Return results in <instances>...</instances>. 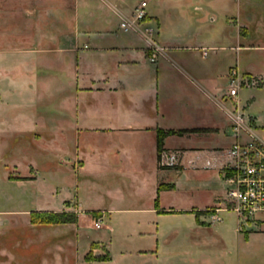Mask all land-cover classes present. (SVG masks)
Masks as SVG:
<instances>
[{
	"label": "crops",
	"instance_id": "crops-1",
	"mask_svg": "<svg viewBox=\"0 0 264 264\" xmlns=\"http://www.w3.org/2000/svg\"><path fill=\"white\" fill-rule=\"evenodd\" d=\"M94 2L104 11L98 19L87 0L58 4L67 18L50 33L45 3L5 0L2 10L0 2V264H251L233 257L211 229L231 213L244 250L258 227L256 218L241 222L226 210L228 185L213 159L235 141L226 114L232 71L257 81L238 90L237 100L256 130L264 129L257 111L263 95L240 96L242 89L264 91V45L238 25L236 45L226 48L233 65L222 70L220 37L183 33L147 5L154 40L165 49L150 63L146 39L119 27L136 6ZM257 6L259 18L245 13L243 20L264 26V4ZM193 19L202 25V16ZM157 131H186L162 142L183 153L185 169L158 168ZM194 159L197 170L188 165ZM210 161L216 168L202 169ZM178 192L188 199L203 193L205 204L173 206ZM32 213L77 221L32 225ZM92 213L113 236L87 234L83 218L103 228L94 227ZM210 230L219 250L209 258Z\"/></svg>",
	"mask_w": 264,
	"mask_h": 264
},
{
	"label": "rangeland",
	"instance_id": "rangeland-1",
	"mask_svg": "<svg viewBox=\"0 0 264 264\" xmlns=\"http://www.w3.org/2000/svg\"><path fill=\"white\" fill-rule=\"evenodd\" d=\"M19 5L22 0H12ZM31 1V0H30ZM36 2L37 0H32ZM40 2L45 3L46 8H48L47 15H50L48 18L49 21L47 23L46 32L53 31V28H57L62 24V19L67 18V16L62 18L63 10L59 8L58 4H70L74 2V0H39ZM91 2V14L94 18H99L98 16L103 15L104 11L99 7H95L96 0H87ZM146 1L148 2L149 8H154L156 10L161 11V15L164 22L166 23V18H173V21L179 22L180 29L183 33H190L196 35H204L209 34L215 37H220V47H225L224 51H220V62L222 65V70L229 65H233L234 57L233 53L229 51V47L236 45V36L239 30V26L245 27L248 30L249 37L251 42L255 45H264V26H262L261 20L256 19L257 22L244 21L245 13L251 15H259L260 11L257 5L261 3L264 4V0H124V3L127 6H137L140 2ZM1 9L3 10L5 0H0ZM245 2L249 3L247 8L244 6ZM195 8L197 10L195 11ZM246 8V9H245ZM200 9V10H198ZM247 10V11H246ZM200 15L203 17L202 25H196L194 22V17L196 15ZM114 18V17H113ZM259 18V16H258ZM115 19V18H114ZM51 21V22H50ZM115 21V20H114ZM115 23V22H114ZM19 24V23H18ZM17 25V24H16ZM14 26V25H13ZM67 28V25H66ZM116 25L113 24L112 30H115ZM214 34V35H213ZM161 47V46H160ZM162 48V47H161ZM164 51L165 49L162 48ZM253 57H259L261 59L262 55L257 54L256 52L252 53ZM264 57V56H263ZM231 65V66H232ZM229 83V82H228ZM222 88L226 83L225 79L220 81ZM259 92L264 97V91L260 92L254 89H242L240 91V96L242 99L247 98L251 94H255ZM232 109V108H231ZM230 109V110H231ZM229 110V111H230ZM258 112H264V106H261L257 110ZM232 130V126H231ZM233 132V131H232ZM260 134H263V131H258ZM233 144V143H232ZM231 144V145H232ZM230 145V146H231ZM230 146L228 148H230ZM227 148V149H228ZM179 170V169H178ZM171 170V171H178ZM173 195L172 203L173 206L179 207H187L189 203H194L195 206H203L206 201V197L203 193H195L192 198H186V196ZM190 201V202H189ZM222 218V223L215 224L211 227L213 230L219 229L220 236L223 241L227 243V248L233 254V257L244 260H250L251 264H264V215H257L254 220V224L257 225V228H254L257 231V234L254 235L250 241L248 242L246 248L244 250H240L238 248V242L233 234V228L236 226V221L234 219V215L231 213L220 214ZM98 217L94 218V221L97 220ZM254 219V218H253ZM261 219V220H259ZM260 221L263 223L259 224ZM81 224L86 226L89 230H87V234L91 235L93 239L104 237L107 239L108 237L113 236V234H109L108 231L103 228L101 230L91 229L90 222L87 218H83L81 220ZM211 232H206L205 241L207 243L205 249V256L214 257V254H217L219 250L218 245L212 244V230ZM208 233V234H207ZM217 236V235H216ZM209 242V243H208ZM216 242V241H215Z\"/></svg>",
	"mask_w": 264,
	"mask_h": 264
},
{
	"label": "built area",
	"instance_id": "built-area-1",
	"mask_svg": "<svg viewBox=\"0 0 264 264\" xmlns=\"http://www.w3.org/2000/svg\"><path fill=\"white\" fill-rule=\"evenodd\" d=\"M148 2H140L133 11L120 17V29L143 36L148 45L150 63H155L164 50L154 40V30L150 26L147 15ZM206 57V52H203ZM254 79L240 77L235 71L229 74L228 93L232 109L226 110L231 122L235 141L230 148L216 152L214 163L224 174L227 189L226 210L235 214L241 222L250 221L257 215H264V131L260 134L250 120L244 115L237 100L241 88L257 87ZM183 153L162 149L157 156L158 168L165 171L183 170ZM198 159V158H196ZM195 159L188 161L189 168L198 169ZM216 168L212 161L202 169ZM178 170V171H179ZM101 218L94 221V227L100 229Z\"/></svg>",
	"mask_w": 264,
	"mask_h": 264
},
{
	"label": "trees",
	"instance_id": "trees-1",
	"mask_svg": "<svg viewBox=\"0 0 264 264\" xmlns=\"http://www.w3.org/2000/svg\"><path fill=\"white\" fill-rule=\"evenodd\" d=\"M264 131V129H263ZM186 131H157L156 132V144L158 153L162 150V142L168 136L182 135ZM24 180V179H18ZM163 186L158 187V192L161 191ZM170 188V187H165ZM155 206L158 207V199L155 201ZM93 218L98 217L97 213H92ZM77 218L73 214L67 213H32L30 214V223L32 225H62V224H74Z\"/></svg>",
	"mask_w": 264,
	"mask_h": 264
}]
</instances>
